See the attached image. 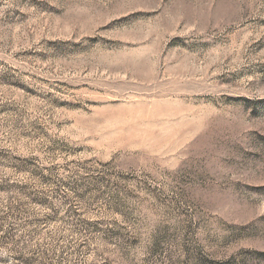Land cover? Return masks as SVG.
Wrapping results in <instances>:
<instances>
[{
	"label": "rangeland",
	"instance_id": "obj_1",
	"mask_svg": "<svg viewBox=\"0 0 264 264\" xmlns=\"http://www.w3.org/2000/svg\"><path fill=\"white\" fill-rule=\"evenodd\" d=\"M0 264H264V0H0Z\"/></svg>",
	"mask_w": 264,
	"mask_h": 264
}]
</instances>
